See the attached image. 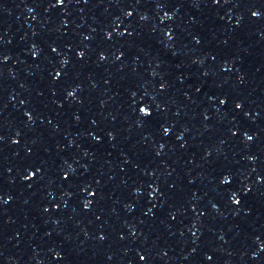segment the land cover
I'll return each instance as SVG.
<instances>
[{
  "label": "snow or ice",
  "instance_id": "obj_1",
  "mask_svg": "<svg viewBox=\"0 0 264 264\" xmlns=\"http://www.w3.org/2000/svg\"><path fill=\"white\" fill-rule=\"evenodd\" d=\"M141 111L145 112V109H141Z\"/></svg>",
  "mask_w": 264,
  "mask_h": 264
}]
</instances>
